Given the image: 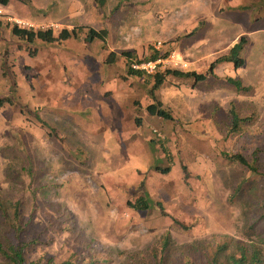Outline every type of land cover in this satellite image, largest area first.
I'll list each match as a JSON object with an SVG mask.
<instances>
[{"label": "rangeland", "instance_id": "obj_1", "mask_svg": "<svg viewBox=\"0 0 264 264\" xmlns=\"http://www.w3.org/2000/svg\"><path fill=\"white\" fill-rule=\"evenodd\" d=\"M14 23L108 34L29 43ZM241 36V66L219 62L197 82L170 74L153 95L152 78L129 75L120 55L158 50L178 62L169 68L206 73ZM0 98L11 101L0 108V241L29 242L26 261L151 264L167 236V260L181 264L188 245L264 230V0H10ZM152 102L171 118L149 113ZM232 106L248 118L235 131ZM138 196L151 206L132 208Z\"/></svg>", "mask_w": 264, "mask_h": 264}, {"label": "trees", "instance_id": "obj_2", "mask_svg": "<svg viewBox=\"0 0 264 264\" xmlns=\"http://www.w3.org/2000/svg\"><path fill=\"white\" fill-rule=\"evenodd\" d=\"M10 0H0L1 5H7ZM99 5H102L104 0H95ZM11 33L16 37L23 39L29 43H32L36 39L40 41L51 43L59 40H67L70 38L83 39L86 42H92L96 39L104 41L108 31L106 28H101L99 30L91 26H78L71 27L70 29L63 28L57 34L54 33L52 28L46 29H33L31 27H21L16 23L11 26ZM82 34L84 35L82 37ZM246 43L244 36H241L239 41L234 43L229 49L228 53L218 57L212 63H210L209 70L206 73H198L195 71L182 72L176 69H164L162 71H155L152 74H148L153 80V84L150 88V95L154 94L156 90L165 80L167 75L173 74L176 76L189 77L197 81L203 80L208 73H212V68L219 62L222 61H233L235 67L241 66L243 60L240 58V51ZM126 59V71L129 75L133 76H143L145 72L140 69L132 68L131 64L134 62H139V60H133L134 55L130 51H122L120 53ZM158 50H153V52L145 59H156L160 56ZM108 61L112 63L115 60V53L110 52L108 55ZM236 86L237 91H246L249 89L248 86H244L240 83V80L229 79ZM9 98H0V108L5 103H10ZM146 109L149 113L157 116H161L166 119L171 118V114L165 110L159 102H152L147 105ZM231 116V131L238 129V125L242 122L248 121L247 117H239L232 106L230 109ZM138 121V120H137ZM232 161H237L238 163L247 166L253 172L256 171L255 167L246 160L241 154H233L230 156ZM160 172H168L169 168H159ZM160 204V203H159ZM130 206L136 210H145L151 206V201L143 196H138L133 202H130ZM14 213H17L18 203L13 204ZM16 215V214H15ZM259 222L262 223L264 227V202L261 206V213L258 218ZM254 224L251 225V228ZM14 229H20L18 225L12 226ZM15 230V231H16ZM247 232L255 233L256 239L254 240H233L231 238H225L215 244H194L188 245L181 254L184 255L181 264H264V230H246ZM252 233V234H253ZM250 237V236H249ZM251 238V237H250ZM29 242H16L13 243L11 240L6 242L0 241V264H37L35 261H26L24 255L25 250L29 248ZM170 241L167 236L163 237L161 240V251L160 255L153 252L152 263L151 264H174L167 259L169 258ZM52 258H49L46 264H51ZM61 264H73L69 261L62 262ZM92 264V263H90ZM175 264H178L176 261Z\"/></svg>", "mask_w": 264, "mask_h": 264}, {"label": "built area", "instance_id": "obj_3", "mask_svg": "<svg viewBox=\"0 0 264 264\" xmlns=\"http://www.w3.org/2000/svg\"><path fill=\"white\" fill-rule=\"evenodd\" d=\"M174 56L172 54L169 55H160L156 59H145L139 62H134L131 64L132 68L143 70L146 74L154 73L158 70L159 67H163V69H175L169 68L178 65V62L173 60ZM168 65V66H166Z\"/></svg>", "mask_w": 264, "mask_h": 264}]
</instances>
